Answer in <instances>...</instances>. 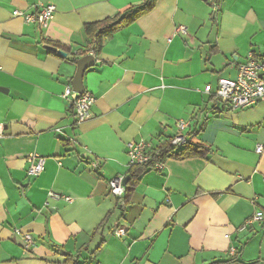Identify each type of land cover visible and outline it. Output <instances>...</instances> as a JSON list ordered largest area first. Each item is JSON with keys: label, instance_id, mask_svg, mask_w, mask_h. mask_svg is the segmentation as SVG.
<instances>
[{"label": "crops", "instance_id": "obj_1", "mask_svg": "<svg viewBox=\"0 0 264 264\" xmlns=\"http://www.w3.org/2000/svg\"><path fill=\"white\" fill-rule=\"evenodd\" d=\"M218 1L215 15L210 0H157L106 40L83 78L90 118L78 123L63 93L88 46L85 26L144 0H0V264H59L64 254L81 264H264V222L240 231L264 212V103L232 112L214 96L249 53L264 60V0ZM39 4L56 6L47 28L13 16ZM182 120L207 157L166 158L128 204L111 195L109 182L131 168L127 145L169 143ZM31 157L46 159L39 178L27 175Z\"/></svg>", "mask_w": 264, "mask_h": 264}, {"label": "built area", "instance_id": "obj_2", "mask_svg": "<svg viewBox=\"0 0 264 264\" xmlns=\"http://www.w3.org/2000/svg\"><path fill=\"white\" fill-rule=\"evenodd\" d=\"M213 14H218L220 11V3L217 0H210ZM56 12V6L53 4H39L37 12L25 13L20 10H15L13 16L22 18L26 23L37 24L42 28H47L53 20ZM176 34L187 35L188 30L186 27L179 26L175 30ZM88 55L96 56L95 50H90ZM205 92L212 94V86H206ZM218 98L223 108L232 112L252 108L259 103H264V60L257 58L254 53H249L247 61L240 64L238 67V75L236 80L221 79L218 83V88L214 93ZM63 97L69 101V107L73 110L77 122H83L90 118V109L94 104V97L90 93L78 94L71 85H68L63 93ZM189 123L186 121L177 122L178 134L168 143L170 148L178 150L188 144L189 140L185 135ZM4 135L3 127L0 125V138ZM128 156L130 158V166H144L148 163L151 164V169L160 171L164 167V160L167 157H162V150L159 145L155 143L140 141L132 142L127 145ZM263 147L258 146L256 149L257 154H262ZM169 156V155H168ZM30 164L27 170V175L32 178H39L45 170V158L31 157L28 159ZM97 168V164H94ZM124 178L118 176L109 182L110 193L119 200H124L126 194V186L124 185ZM51 199L71 203L72 198L62 196L55 193H50ZM264 222V212L258 211L247 220L245 225L240 228V231H245L249 226L254 223ZM125 232L119 230L118 236H123ZM24 240L27 245H32L33 240L30 234L24 235Z\"/></svg>", "mask_w": 264, "mask_h": 264}, {"label": "trees", "instance_id": "obj_3", "mask_svg": "<svg viewBox=\"0 0 264 264\" xmlns=\"http://www.w3.org/2000/svg\"><path fill=\"white\" fill-rule=\"evenodd\" d=\"M156 2L157 0H144L142 4L132 5L113 18H108L101 22L86 25L85 34L89 42L87 48L81 51L82 56H86L91 49L95 50L96 55H98L101 52L103 44L106 40L110 39L118 31L131 26L141 17L153 11L156 6ZM49 44L55 48L66 50L64 46L58 43ZM74 61H76V59H74ZM159 148L162 150V157L174 158L177 160H186L195 157L206 158L208 155V150L204 145H194L190 142H188V144H186L182 148H179L178 150L170 148L168 143L160 145ZM151 164L152 163H148L144 166L136 165L130 168V171L128 173V177L130 179L128 185L126 186L124 204H128L130 202V197L134 191L135 186L137 185L138 178L146 171H153L150 168ZM96 232L97 229L94 231V233ZM103 244L104 241L101 242L100 246L95 250L94 254L101 249ZM234 263H236L235 260L223 262V264ZM59 264H81V262L73 255L64 254V260Z\"/></svg>", "mask_w": 264, "mask_h": 264}, {"label": "water", "instance_id": "obj_4", "mask_svg": "<svg viewBox=\"0 0 264 264\" xmlns=\"http://www.w3.org/2000/svg\"><path fill=\"white\" fill-rule=\"evenodd\" d=\"M53 52H55L56 54H58L62 57H65V58L68 56V54L66 52L59 50V49H53ZM94 62H95V57L92 55L84 56L83 58L79 59L76 62L77 72H76V75L72 81V88L76 93H78L80 95L85 93L83 78H84L85 72L89 68L93 67ZM0 91H3V90L0 88ZM129 179H130L129 177L124 178V185L125 186H127Z\"/></svg>", "mask_w": 264, "mask_h": 264}]
</instances>
